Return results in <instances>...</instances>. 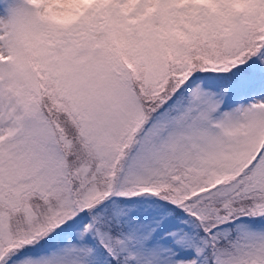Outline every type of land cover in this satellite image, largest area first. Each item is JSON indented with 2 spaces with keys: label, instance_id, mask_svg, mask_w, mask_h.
<instances>
[{
  "label": "snow or ice",
  "instance_id": "1",
  "mask_svg": "<svg viewBox=\"0 0 264 264\" xmlns=\"http://www.w3.org/2000/svg\"><path fill=\"white\" fill-rule=\"evenodd\" d=\"M0 264H264V0H0Z\"/></svg>",
  "mask_w": 264,
  "mask_h": 264
}]
</instances>
